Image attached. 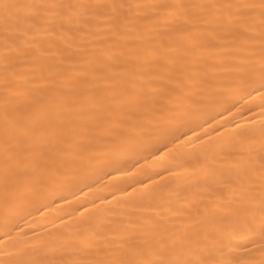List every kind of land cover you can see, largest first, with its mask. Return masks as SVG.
<instances>
[{
    "label": "snow or ice",
    "instance_id": "1",
    "mask_svg": "<svg viewBox=\"0 0 264 264\" xmlns=\"http://www.w3.org/2000/svg\"><path fill=\"white\" fill-rule=\"evenodd\" d=\"M257 28L259 57L242 55L257 39ZM0 39L5 96L0 200L6 210L21 197L22 186L40 191L47 180L76 176L75 168L92 161L118 162L92 144L81 149L73 146L76 141L61 144L69 140L66 133L83 138L86 129L98 127L101 139L114 140L118 150L147 149L141 138L169 131L175 118L169 112L195 113L206 102L205 84L220 71L244 76L248 95L256 93L264 111V0H0ZM128 63L133 69L126 76ZM98 80L112 95L90 97L78 113L71 105H44L45 89L57 94L51 97L55 104L75 81L83 91ZM21 89L32 101L29 107L43 112L41 139L47 138L52 151L28 143L31 122L11 103ZM105 99L120 102L123 118L109 115V123L94 125L95 114L116 111ZM149 111L159 114L154 122H136ZM76 116L89 120L85 131L71 127L78 125ZM22 145L32 157L28 164L16 154ZM229 193L177 231L161 234L134 225L112 230V239L83 236L82 249L91 258L60 264H264V130L259 152L237 165Z\"/></svg>",
    "mask_w": 264,
    "mask_h": 264
},
{
    "label": "bare ground",
    "instance_id": "2",
    "mask_svg": "<svg viewBox=\"0 0 264 264\" xmlns=\"http://www.w3.org/2000/svg\"><path fill=\"white\" fill-rule=\"evenodd\" d=\"M184 2L198 3L200 0ZM256 15L258 19V13ZM253 35L257 39L242 55L251 52L258 58V28ZM3 54V40L0 39V73ZM207 58L212 59L210 55ZM132 69L133 65L128 63L124 75H130ZM80 85V81H75L73 87H66V95L57 96L55 104L51 97L57 94L45 89L44 105L55 109L71 105L78 113L90 97L112 95L111 91H106L109 86L102 80L89 85L90 90L82 91ZM245 85L244 76L227 70L210 77L209 83L205 84L206 102L195 113L169 112L175 117L170 121L169 131L141 138L148 143L147 149L131 146L118 150L114 140L101 139L104 133L98 127L86 129L87 135L83 138L66 133L69 140L62 139L61 144L76 141L73 145L76 149L92 144L109 159L118 162L92 161L87 167L75 168L76 176L47 180L40 191H28L22 186L23 194L7 210L0 200V264L25 261L60 264L89 259L91 257L82 249L83 236L98 233L112 239V230L124 232L134 225L166 234L177 231L198 212L202 213L216 202L217 197L228 199L237 165L242 166L245 160L259 152L264 130L260 101L256 93L248 95L250 89ZM4 99L0 85V183L5 159ZM11 103L19 104L25 118L31 122L28 143H35L40 150L52 151L47 138L41 139L43 120L39 117L43 112L37 114L35 108L29 107L32 101L22 89ZM104 103L111 104L116 111L106 108L95 114L94 125L109 123V115L113 119L117 115L123 118L120 102L105 99ZM135 110L139 112L140 108ZM158 116L155 111H149L136 122L148 124ZM75 119L78 125L71 127L76 132L85 131L84 125L89 120L79 116ZM25 146H20L16 154L28 164L32 157L22 150ZM252 187L258 190V181ZM82 212L86 214L82 216ZM92 239L97 237L92 236Z\"/></svg>",
    "mask_w": 264,
    "mask_h": 264
}]
</instances>
